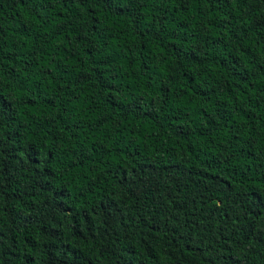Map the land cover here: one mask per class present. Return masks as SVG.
Segmentation results:
<instances>
[{
	"label": "trees",
	"instance_id": "trees-1",
	"mask_svg": "<svg viewBox=\"0 0 264 264\" xmlns=\"http://www.w3.org/2000/svg\"><path fill=\"white\" fill-rule=\"evenodd\" d=\"M0 264H264V0H0Z\"/></svg>",
	"mask_w": 264,
	"mask_h": 264
}]
</instances>
